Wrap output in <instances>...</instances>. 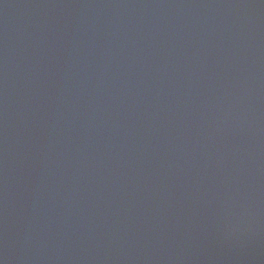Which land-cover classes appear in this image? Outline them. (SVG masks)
<instances>
[{"label": "water", "instance_id": "water-1", "mask_svg": "<svg viewBox=\"0 0 264 264\" xmlns=\"http://www.w3.org/2000/svg\"><path fill=\"white\" fill-rule=\"evenodd\" d=\"M0 264H264V0H0Z\"/></svg>", "mask_w": 264, "mask_h": 264}]
</instances>
